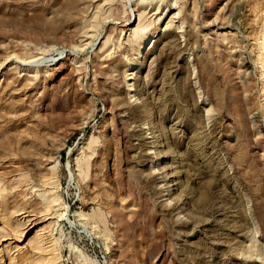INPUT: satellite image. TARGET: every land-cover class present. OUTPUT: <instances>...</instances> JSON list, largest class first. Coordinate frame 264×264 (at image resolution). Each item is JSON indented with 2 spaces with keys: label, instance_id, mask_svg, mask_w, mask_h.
I'll list each match as a JSON object with an SVG mask.
<instances>
[{
  "label": "rangeland",
  "instance_id": "374dc122",
  "mask_svg": "<svg viewBox=\"0 0 264 264\" xmlns=\"http://www.w3.org/2000/svg\"><path fill=\"white\" fill-rule=\"evenodd\" d=\"M263 35L264 0H0V264H264Z\"/></svg>",
  "mask_w": 264,
  "mask_h": 264
},
{
  "label": "bare ground",
  "instance_id": "6f19581e",
  "mask_svg": "<svg viewBox=\"0 0 264 264\" xmlns=\"http://www.w3.org/2000/svg\"><path fill=\"white\" fill-rule=\"evenodd\" d=\"M171 16H172V15H171ZM138 18H139V17H138ZM127 19H128V18H127ZM166 23H167V22H166ZM166 28H167V27H166ZM262 38H263V41H264V35H263ZM263 41H262V42H263ZM263 49H264V47H263ZM263 52H264V51H263ZM260 53H261V52H260ZM257 59L261 61V66H262V68L264 69V64H263V62H262V59H263V61H264V54L259 55V56L257 57ZM258 60H257V61H258ZM260 61H259V62H260ZM257 63H258V62H257ZM258 65H259V64H258ZM261 66H259V67H261ZM262 68H261V69H262ZM263 71H264V70H263ZM263 86H264V81H263ZM263 94H264V93H263ZM147 129H148V128H147Z\"/></svg>",
  "mask_w": 264,
  "mask_h": 264
}]
</instances>
